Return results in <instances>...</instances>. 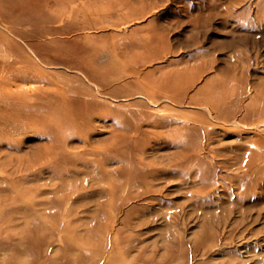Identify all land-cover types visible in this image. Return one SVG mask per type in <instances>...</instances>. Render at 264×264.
Segmentation results:
<instances>
[{
  "label": "rangeland",
  "instance_id": "obj_1",
  "mask_svg": "<svg viewBox=\"0 0 264 264\" xmlns=\"http://www.w3.org/2000/svg\"><path fill=\"white\" fill-rule=\"evenodd\" d=\"M0 264H264V0H0Z\"/></svg>",
  "mask_w": 264,
  "mask_h": 264
}]
</instances>
